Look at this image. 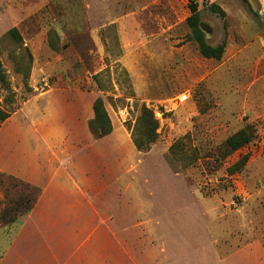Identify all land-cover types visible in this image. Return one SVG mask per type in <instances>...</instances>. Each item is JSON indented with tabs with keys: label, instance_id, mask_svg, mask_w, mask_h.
I'll return each instance as SVG.
<instances>
[{
	"label": "rangeland",
	"instance_id": "obj_1",
	"mask_svg": "<svg viewBox=\"0 0 264 264\" xmlns=\"http://www.w3.org/2000/svg\"><path fill=\"white\" fill-rule=\"evenodd\" d=\"M193 3L208 43L227 42L219 61L203 57L192 37ZM13 28L20 43L8 34ZM0 60L10 83L0 108L12 113L0 134H23L33 104L39 117L52 106L53 127L75 119L90 129L94 102L104 101L113 124L102 144L107 196L123 227L125 264L233 257L228 264H240L263 256L264 19L257 0H0ZM141 106L159 126L147 152L133 141ZM247 125L254 140L224 157L226 140ZM37 194L0 171V226L22 220Z\"/></svg>",
	"mask_w": 264,
	"mask_h": 264
},
{
	"label": "crops",
	"instance_id": "obj_2",
	"mask_svg": "<svg viewBox=\"0 0 264 264\" xmlns=\"http://www.w3.org/2000/svg\"><path fill=\"white\" fill-rule=\"evenodd\" d=\"M34 107L27 108L32 124L20 127L23 134H0V171L40 192L22 220L0 226V264H125L123 227L107 196L102 144L109 136L97 140L75 119L53 127L52 106L41 117ZM239 262L264 264V254Z\"/></svg>",
	"mask_w": 264,
	"mask_h": 264
},
{
	"label": "trees",
	"instance_id": "obj_3",
	"mask_svg": "<svg viewBox=\"0 0 264 264\" xmlns=\"http://www.w3.org/2000/svg\"><path fill=\"white\" fill-rule=\"evenodd\" d=\"M198 6L199 5L197 3L191 4V15L187 19V23L192 30V37L198 44L199 51L203 55V57L219 61L223 58L227 47V42L226 40H224L222 43L216 46H212L208 43L206 35L201 28V13L198 9ZM210 7L212 11L219 13L223 17L226 16L225 11L222 10L217 4H212ZM8 34L16 43H20L22 41L18 29L13 28L8 32ZM2 92H10V83L7 79L6 71L0 60V93ZM7 101H11V98H7ZM93 110L94 118L89 124L90 131L93 134L94 138L99 140L110 135L113 132V124L102 99L99 98L94 102ZM11 114V112L0 108V122L3 123L7 119H9L11 117ZM158 127V123L154 118V113L152 112V110L146 108L145 106H141L140 115L136 121L135 134H133V141L139 151L147 152L150 149L151 145L156 142L158 138ZM255 137L256 131L251 125H247L245 128L239 130L237 133L233 134L226 140L224 145L226 151L224 153V157L249 145ZM247 159V156L244 157L233 166L231 171L238 172L243 169V166L247 162ZM38 196L39 194H37L35 199L32 201L24 216L32 210ZM16 220L17 219L9 220L6 225H12L16 223Z\"/></svg>",
	"mask_w": 264,
	"mask_h": 264
},
{
	"label": "built area",
	"instance_id": "obj_4",
	"mask_svg": "<svg viewBox=\"0 0 264 264\" xmlns=\"http://www.w3.org/2000/svg\"><path fill=\"white\" fill-rule=\"evenodd\" d=\"M258 3V13L262 19H264V0H257ZM188 96L184 95L182 98V102L187 101Z\"/></svg>",
	"mask_w": 264,
	"mask_h": 264
},
{
	"label": "water",
	"instance_id": "obj_5",
	"mask_svg": "<svg viewBox=\"0 0 264 264\" xmlns=\"http://www.w3.org/2000/svg\"><path fill=\"white\" fill-rule=\"evenodd\" d=\"M201 28L203 29V31H204V27H203V24L201 23Z\"/></svg>",
	"mask_w": 264,
	"mask_h": 264
}]
</instances>
